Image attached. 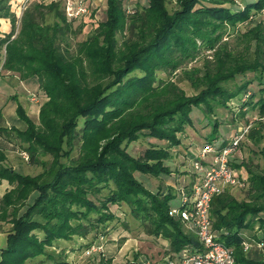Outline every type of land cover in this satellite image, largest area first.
<instances>
[{"label": "trees", "instance_id": "trees-1", "mask_svg": "<svg viewBox=\"0 0 264 264\" xmlns=\"http://www.w3.org/2000/svg\"><path fill=\"white\" fill-rule=\"evenodd\" d=\"M9 1L0 0V18L11 23L8 33H0V62L5 49L3 69L23 71L24 78L35 76L49 101L39 108L38 123L16 101L24 127L0 125L2 139L8 140L14 132L22 151L28 152V161L42 166L37 174L22 173L7 164L0 146V180L6 179L11 186L0 197V220L11 223L6 245L0 248V264H35L41 255L58 258L49 248L57 247L59 241L86 237L101 224L119 221L110 210L113 204L128 205L126 212L142 223L146 233L170 244L169 254L187 246L199 248L194 231H185L182 220L169 215L176 194L169 188L152 191L134 174H170L164 162L171 157V148L181 143L178 133L183 126L192 123L193 107L212 114L235 97L248 108L255 97L249 84L261 85L264 75L252 76L234 90L223 82L256 68L264 70V26L260 19L254 20L248 32L251 37L245 50L253 41L254 54L261 57L254 64L247 54L218 41L226 25L248 21L251 11L264 8V0L244 5L234 0H178L179 7L172 12L166 0H148L141 9L129 7L133 0H105L106 17L85 41L96 48L83 50L92 64L91 80L76 52H70L64 27L44 21L47 13L56 11L68 25L58 9L59 1H30L22 20L29 33L24 42L19 36L12 38L15 13ZM122 30L127 31L124 50L117 37ZM201 49L212 50L213 59L205 57L202 67L183 70L196 94L189 96L174 81L157 76L160 70L175 72ZM241 60L243 64L238 63ZM258 101L264 112V98ZM212 124L209 140L219 137L218 122ZM142 134L167 144L150 146L135 157L126 146ZM77 145L78 155L73 157ZM260 153L264 156V151ZM242 168L248 177L249 199L238 200L227 190L213 196L212 227L217 239L232 248L235 264H264L242 244L246 217L264 212V169L248 163ZM123 225L127 230L128 223ZM260 241L264 239L255 245Z\"/></svg>", "mask_w": 264, "mask_h": 264}, {"label": "rangeland", "instance_id": "rangeland-1", "mask_svg": "<svg viewBox=\"0 0 264 264\" xmlns=\"http://www.w3.org/2000/svg\"><path fill=\"white\" fill-rule=\"evenodd\" d=\"M25 0L20 1L18 4L16 1L9 2L11 11L15 13V32L12 38L15 36L20 37V41L24 42L29 39V33L23 29V14L27 7L31 3L24 4ZM36 1H59L58 9L64 12V0H36ZM90 7V13L86 16L78 17L75 19L67 18V26L58 17L55 12H49L45 15V23L54 24L58 22L59 27L62 25L66 30L67 38L69 41V50L72 53L76 52L78 56V63L82 62L85 65L86 70L89 72L92 70V64H90L85 57L84 49H95L96 47L86 43L93 33H96V27L98 22L103 21L106 17V2L105 0H85ZM178 0H166V6L170 12L178 8ZM238 5H244V2H252L254 0H234ZM33 3V2H32ZM148 0H133L129 4V7H136L141 9L142 6H147ZM13 5V6H12ZM15 5V6H14ZM19 5V6H17ZM251 17L244 23H236L234 25H226L222 39H219L218 43L226 42L230 49H233L238 54H247L252 61L260 60L257 54H254L253 41L250 42L249 49L246 51L247 37H251L249 30L254 28V20H261V25L264 26V8L258 12L251 11ZM60 14V13H59ZM65 15V13H64ZM60 16V15H59ZM2 19V20H1ZM0 18V33L6 34L10 31L11 23L8 18ZM65 25V26H64ZM248 33V35H245ZM127 35V31L117 34L119 39V48L124 50L122 45L123 40ZM85 42V43H84ZM84 43V44H82ZM83 47H80V46ZM212 50L201 49L198 56L191 59L190 62L183 64L175 72L169 73L166 70H160L157 72V76L161 79L172 80L185 93L192 96L198 92L196 88L190 83L189 79L183 74L184 69H191L193 66L202 67L205 63V57L212 60L210 52ZM0 62V81L8 82L4 95L0 96V125L6 127L23 128L24 124L21 120L16 119V101L22 106L26 115H28L35 122H39V111L43 103L49 101L47 93L39 87V83L35 76L24 78L23 71H14L10 69H3L2 62L5 58V49L1 51ZM240 61V60H239ZM243 64V60L239 62ZM260 62V61H259ZM214 63V62H213ZM91 72V71H90ZM89 72L88 79L91 80L92 75ZM264 75V70L256 68V70L247 71L244 75H237L234 78L227 79L223 82V85L228 89L234 90L240 83L247 81L252 76ZM264 80V78H262ZM251 91L255 94L253 101L249 103L248 108L244 109L240 106L239 100L235 97H231L227 100L225 106L217 108L212 114L205 113L202 107H193L190 112L192 119L191 124H187L184 127L183 132L178 133L181 143L171 148V157L167 158L164 162L166 166L170 168V174H160L153 176L150 174H142L135 172V176L143 181L147 188L152 191H158L160 189H171L176 195L173 203L177 204L178 191L186 185V182L191 177V173L195 172L193 163L196 157H198L202 149L209 144H217L222 146L225 140H230L238 131H243L244 136L240 139V143L237 149L230 155L231 166L238 172H243V166L248 163L250 167L255 169H264V156L260 152L264 151V112H260L261 103L259 98H264V83L257 84V81H253L249 84ZM3 91V89H1ZM4 90V91H5ZM8 93V96L6 95ZM218 122L219 137L217 139L209 140L208 137L213 133L212 122ZM15 133L11 132L8 137V143L10 150L7 152L9 155L8 163L14 169L25 173L34 175L42 170V166L39 164H32L28 161V152L22 151V146L19 143V139L16 138ZM167 142L155 138L146 137L142 134L137 140L130 142L126 147L127 151L135 156H141L145 149L150 146H166ZM189 150V157L187 151ZM196 150V156L192 153ZM78 155V145L72 152V156ZM45 160L49 159V156L43 157ZM192 158L193 160H189ZM208 159V157H205ZM7 163V164H8ZM239 164V165H238ZM183 174H187L186 180L183 181ZM198 176V177H199ZM249 184L245 188H226L233 197L239 199H249L248 194ZM2 191V188L1 190ZM128 205H110V210L113 211L119 221H111L105 224H101L96 230H92L86 237L74 235L72 238L63 240L61 245L57 247H50L49 250L54 251L57 255H60L55 259H48L46 256H39L34 260L35 264H142L145 260H151L153 264H165L166 255L170 244L161 236L151 235L146 233L145 227L141 222L130 217L128 211ZM256 217H259L256 219ZM264 221V212H260L258 215L246 217V223L248 227L256 224L258 228L254 230L252 240L257 239L258 235H264V223H259L258 220ZM124 223H128V229L124 227ZM254 223V224H252ZM261 225V226H260ZM247 227V228H248ZM254 227V226H253ZM185 231L190 229L184 225ZM261 230V232H260ZM97 233V234H96ZM254 237V238H253ZM255 246V242H251V247ZM96 247V250L92 248ZM261 251L264 252V246L261 247ZM264 260V258H261Z\"/></svg>", "mask_w": 264, "mask_h": 264}, {"label": "built area", "instance_id": "built-area-1", "mask_svg": "<svg viewBox=\"0 0 264 264\" xmlns=\"http://www.w3.org/2000/svg\"><path fill=\"white\" fill-rule=\"evenodd\" d=\"M32 0H25L24 4ZM64 13L68 19L86 16L90 7L85 0H64ZM243 131H238L228 144L218 147L217 144L205 146L193 163L195 172H199L198 181L191 187L183 186L178 191V204L173 205L169 215L177 216L196 234L199 248L185 247L178 253L166 255L165 264H235L232 248L225 246L217 239L212 227L210 215L212 197L228 187L245 188L248 185L246 173L236 171L231 166L230 155L237 149ZM208 157L206 159L205 157ZM245 250L251 242L243 240ZM257 247L264 246V241L256 242ZM96 250V247L92 248ZM142 264H153L145 260Z\"/></svg>", "mask_w": 264, "mask_h": 264}, {"label": "crops", "instance_id": "crops-1", "mask_svg": "<svg viewBox=\"0 0 264 264\" xmlns=\"http://www.w3.org/2000/svg\"><path fill=\"white\" fill-rule=\"evenodd\" d=\"M11 1H16L19 4L20 1H22V0H10L9 2L12 3ZM17 6H19V5H17ZM6 85H8V82H5V81L1 82L0 81V96H3L4 95L3 92H6V90H5ZM1 89H3V91ZM6 95L8 96V93H6ZM16 115H17V111H16ZM14 120H18V116ZM0 146H2L4 148V150H5L6 154H7V163H8L9 155H8L7 152L10 150V145H9V143H8V141L6 139H2V137H0ZM189 150H191V149H188V151L186 152L187 155L189 153ZM192 153L194 154V157H195L196 156V150H193ZM188 157H189V155H188ZM189 160H193V159L190 158ZM190 175H191V177H190V179H188V181L186 182V185H185L187 187H191L199 179V177H198L199 175L197 173L193 172ZM182 176L184 177L183 181L186 180L185 178H186L187 174H183ZM10 187L11 186L9 185V183H8V181L6 179H1L0 180V190L2 188V191H0V197H1V195H3L2 193L7 191ZM258 218L259 217H256V219H258ZM261 221H262V219L258 220V224L261 223ZM262 223H264V221H262ZM252 224H254V223H252ZM10 228H11V223L0 220V248H2V247L4 248V246L6 245V242H7V236L6 235H8ZM257 228H258V225L254 224L251 227H248V228L242 230V235L244 237V240L249 241V242H253L254 240H252L250 238L253 236V232ZM260 232H261V230H260ZM258 238L259 239H264V235H262V236L258 235L257 239ZM62 241L63 240L59 241L58 244L61 245ZM247 251H249V253L251 254L252 257L256 256V257H259V258H264V252H262L261 251V247L259 248V247H257V245H255L254 247H250Z\"/></svg>", "mask_w": 264, "mask_h": 264}]
</instances>
